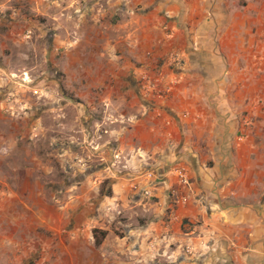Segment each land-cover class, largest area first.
Wrapping results in <instances>:
<instances>
[{
  "label": "crops",
  "instance_id": "obj_1",
  "mask_svg": "<svg viewBox=\"0 0 264 264\" xmlns=\"http://www.w3.org/2000/svg\"><path fill=\"white\" fill-rule=\"evenodd\" d=\"M80 4L65 14L75 32L65 41L67 71L83 80L85 139H105L122 173L114 171L108 197L82 202L67 229L72 244L90 251L94 223L108 230V204L134 208L133 195L161 213L134 235L172 242L176 264H264V0ZM141 74L161 96L145 92ZM174 166L187 171L188 186L168 173ZM20 176L0 168L1 256L39 264L41 251L53 256V200ZM133 179L150 196L134 193Z\"/></svg>",
  "mask_w": 264,
  "mask_h": 264
},
{
  "label": "rangeland",
  "instance_id": "obj_2",
  "mask_svg": "<svg viewBox=\"0 0 264 264\" xmlns=\"http://www.w3.org/2000/svg\"><path fill=\"white\" fill-rule=\"evenodd\" d=\"M80 3L0 0V168L15 166L20 179L40 184L42 197L53 200V256L41 251L39 264H52L51 259L53 264H176L181 261L177 255L169 257L172 242L160 238L159 244L151 243L149 233L134 235L136 227L140 231L161 213L156 215L157 208L133 195L134 208L108 204L109 217L103 223L110 233L105 237L108 230L94 223L90 251L80 246L82 240L72 244L68 237V226L82 202L85 208L89 200L99 203L108 197L114 171L122 173L119 159L105 155V139H85L83 80L67 71L70 44L65 41L75 32L67 30L65 14ZM59 14L62 17L54 18ZM58 210L70 218L68 223L58 220ZM94 211L97 215V206ZM1 253L0 248V264H22ZM32 261L31 257L26 264Z\"/></svg>",
  "mask_w": 264,
  "mask_h": 264
},
{
  "label": "built area",
  "instance_id": "obj_3",
  "mask_svg": "<svg viewBox=\"0 0 264 264\" xmlns=\"http://www.w3.org/2000/svg\"><path fill=\"white\" fill-rule=\"evenodd\" d=\"M171 62H176L178 60L176 54L170 55ZM138 79L143 81L142 88L145 90V92L152 91L153 94H155L157 97L161 96L163 90L157 89L153 86V84L149 81H146V77L141 74L138 75ZM168 173L173 175L176 178V182L178 183L179 186L181 187H186L189 184V178L187 171L183 167L179 166H174L168 169ZM144 179L147 180L149 183L151 180H154L155 175L151 171H145L144 174ZM130 189L134 192L137 193L143 197H148L150 196V190L149 187L147 186H139V182L136 179H133L131 181ZM178 198L181 202L185 201V196L183 194L178 195Z\"/></svg>",
  "mask_w": 264,
  "mask_h": 264
}]
</instances>
